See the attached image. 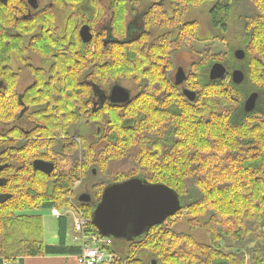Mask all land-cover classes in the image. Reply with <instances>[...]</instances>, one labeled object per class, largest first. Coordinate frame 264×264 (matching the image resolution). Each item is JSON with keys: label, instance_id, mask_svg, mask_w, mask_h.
<instances>
[{"label": "trees", "instance_id": "1", "mask_svg": "<svg viewBox=\"0 0 264 264\" xmlns=\"http://www.w3.org/2000/svg\"><path fill=\"white\" fill-rule=\"evenodd\" d=\"M50 2L67 12L63 28L59 29L54 9L48 40L31 41L24 48L16 42L0 45V76L12 74L6 62L20 50L25 59L26 48L50 59L53 67L49 86L36 90L37 126L32 130L36 135L21 141L20 173H15L14 166L7 168L9 179L3 186L12 196L0 203V264L26 256L79 251L64 243L48 245L42 215L36 210L61 207L59 194L67 200L74 180L89 168L87 179L100 178L93 186L101 187L94 199L80 201V210L90 220L104 187L134 176L169 185L182 201L177 214L142 237L133 241L113 238L109 247L118 255L115 243L129 244V252L126 257L120 254L117 264H143V250L151 255L149 264L152 259L156 264H264V0H108V9L100 7L101 0ZM144 3L138 15L142 29L131 36V8ZM198 4L210 5L212 28L220 32L219 40L228 50L226 57L215 53L206 63L198 62L193 77L188 78V85L198 93L191 102L169 81L166 70L172 48L190 43L189 37L182 43L166 30L178 26L180 37L188 29L197 38L198 22L188 20L186 14L191 5ZM83 10L95 12L94 20L106 24L113 39L105 42L103 34L84 43L79 27L90 19L85 20ZM230 23L233 32L227 43ZM151 26L165 31L147 43L144 39ZM237 48L245 50L244 59L235 57ZM216 61L230 71L241 68L244 80L236 84L229 73L211 80L209 70ZM125 77H133L138 87L127 103H108L98 110L89 107L92 87L84 80L106 86ZM253 91L259 92L257 104L246 111L244 101ZM2 98H14V90H0ZM12 107L0 101V121L13 118ZM104 111L106 116L101 115ZM83 113L92 118L88 121L91 144L106 133L96 148L87 142L84 145V136L79 141L62 137ZM14 150L11 142L7 151L11 159ZM64 156L73 165L58 171L59 158ZM80 156L92 157L97 167H89ZM145 156L157 157L155 169L140 167ZM36 159L52 161L54 171L48 175L35 169ZM185 212L190 230L203 227L208 242L172 228L170 221ZM60 220L63 225L64 219ZM88 226L90 232H99L91 221Z\"/></svg>", "mask_w": 264, "mask_h": 264}, {"label": "flooded vegetation", "instance_id": "2", "mask_svg": "<svg viewBox=\"0 0 264 264\" xmlns=\"http://www.w3.org/2000/svg\"><path fill=\"white\" fill-rule=\"evenodd\" d=\"M95 4H97V2H95ZM86 6V4H83V9H85ZM144 8L145 6H140L139 4L136 5L135 10L130 12L132 20L129 34L131 36H136L142 29L138 15L142 13ZM54 9L58 14V26L59 29H61L63 28L64 21L63 23H60L59 17L62 14L65 16L67 12L63 8L56 7L53 2H50V0H0V45L2 42H16L17 47L24 48L25 46H29L31 41L48 40L53 32L51 17L53 16ZM83 13L85 14V20L90 19V21H83L80 24L79 34L84 25H88L90 32L92 33V38L89 41H84L80 34L84 43H89L97 37L96 35L103 34L102 39L105 42L113 39V37H111L107 32L108 30L106 29V24L102 25L98 20H94L95 12L86 14L83 10ZM45 19L46 22H44ZM147 32H149L150 35V31L147 30ZM169 35L172 37L174 36L173 38L176 41H180V27L177 26L170 29ZM192 48L191 44L174 46L172 48V52L170 53V66L166 68L169 81L182 92L184 88L195 90L188 85V78L193 77L195 68L198 66L199 62L196 59V55L191 53V50H193ZM21 51L22 50L19 51V54H12L10 56V60L6 62L12 74L10 75V73H7L6 76H0V90L2 92L12 89L14 90V98H2L0 100L3 104L12 105L13 107L9 110L14 112L13 118L0 121V194L9 193L5 190V186H3L5 179H9V171L7 168L14 166L16 169L15 173H20L21 141L22 139H34L36 135V133L32 131L37 126V104L35 100L36 90L45 89L49 86L48 81L52 77L53 71V67L50 65L52 64L50 59L38 54L31 48L25 49V59H23L21 57ZM183 51L189 52V64L184 62L187 60L183 58L179 62L176 61V58H179L180 53ZM27 63H29L28 66L25 65ZM179 67L184 68L186 78L182 83L176 84V73ZM227 69V74L229 73L232 75L233 70L230 71L228 66ZM84 82L92 87L89 95L91 99L89 107L91 109L93 108L94 110H98L99 108L108 105V103L112 105H122V103H113L111 101L112 89L119 82L114 81L106 86H102L101 84H91L90 82H92V80H84ZM128 90L131 93V89ZM65 94L66 93L63 92L64 96ZM83 94L84 93H82L81 96ZM89 114L90 113L84 114L80 119H78L77 124L72 126L69 134L62 133V137H68L75 140L77 139L79 141L81 136H85L88 132L90 133L89 128L91 125L88 121L92 118H88L90 117L88 116ZM94 120L96 119L94 118ZM89 136H91V133ZM11 142L14 143L15 149V157L12 159L7 155Z\"/></svg>", "mask_w": 264, "mask_h": 264}, {"label": "water", "instance_id": "3", "mask_svg": "<svg viewBox=\"0 0 264 264\" xmlns=\"http://www.w3.org/2000/svg\"><path fill=\"white\" fill-rule=\"evenodd\" d=\"M80 34L84 41H89L92 38L88 25L81 28ZM234 55L237 59H244L245 50L237 48ZM227 72V66L221 61H216L210 67L209 78L217 80L226 76ZM185 78L184 68L179 67L175 83L180 84ZM244 78L245 73L241 68L233 69L232 80L234 83H241ZM183 93L190 101H195L197 98L195 90L184 88ZM258 95V91H253L247 96L244 101L246 111L254 110ZM130 98L131 93L125 86L117 83L113 87L111 92L113 103L124 104ZM33 166L48 175L54 169V163L44 159L34 160ZM11 196L9 193H1L0 203L7 201ZM91 199V195L87 192L79 196V200L83 202H89ZM182 206L179 194L169 185L163 182L153 183L134 176L104 187L101 199L95 204L92 211L91 222L103 236L133 241L146 234L151 227L162 224L167 218L177 214ZM150 262L156 264L155 259Z\"/></svg>", "mask_w": 264, "mask_h": 264}, {"label": "rangeland", "instance_id": "4", "mask_svg": "<svg viewBox=\"0 0 264 264\" xmlns=\"http://www.w3.org/2000/svg\"><path fill=\"white\" fill-rule=\"evenodd\" d=\"M148 1V0H146ZM101 5H105L107 6L108 9V0H101L100 3V7ZM139 5V4H136ZM146 3H144L142 6H145ZM209 9H210V5H191L187 10V14H186V18L188 20H196L198 22V27H197V38H194L193 35H191L188 31V29H185L184 32L181 34V40L182 43H184V39L187 37H189L188 39V45H192V49L191 53L196 55V59L201 62V63H206V60H209L208 58L212 57L213 54L215 53H222V55H224V57H226L227 55V46L225 44V42L220 41L219 40V35L220 32L218 30H214L212 28L211 25V20H210V16H209ZM101 10V8H100ZM135 10V7L131 8V11ZM60 23H63L65 16L64 14H62L60 17ZM150 31V35H148L147 37H145L144 41H146L147 43H151V42H155L157 40L158 37H160L161 33L163 31H165V29H161L158 28V26H151V28L149 29ZM168 31L169 34V30H166V32ZM181 31H183V29H181ZM231 32H233V25L232 23H230L229 25V31L225 34L226 36V42L228 43V41H230L231 38ZM170 37H172L171 35H169ZM174 37V36H173ZM172 37V38H173ZM184 45V44H183ZM211 48L210 51H206L207 49ZM227 49V50H226ZM180 58V59H179ZM179 58H176V61L179 62L182 58L187 60L184 61L187 64H189L190 62V57H189V52H181L179 55ZM206 65V64H205ZM200 66V65H199ZM230 79L232 82H234L232 80V75H230ZM119 83H121L123 86L130 88L133 94H136L138 92V87L136 84V81L133 79V77H125L121 80H119ZM240 84V83H238ZM204 102H200V104L203 105ZM107 116L112 117V119H114V116L112 113H109V111H107ZM105 114V111L103 113H101V115ZM106 116V114H105ZM91 129V126L90 128ZM90 133H86L84 136V142H87L88 145H92L94 148H96V146L98 144H101V142L103 141L102 138H104V136L106 135V133L101 136L98 139H93L94 144H91V140H90ZM135 142V141H134ZM133 142V143H134ZM82 145V144H80ZM85 145V143H84ZM44 149H42L41 151H43ZM66 153V152H65ZM65 156H67V154H65ZM60 157L59 158V165H58V171L62 170V169H67L68 167H70L71 163H69V158L68 157ZM81 161L82 160H87L89 162V167H97V165L91 163L92 157H88L85 158L84 156H80ZM158 161L156 156H145V158L143 160H141L140 163V167L142 169H155L157 164L156 162ZM90 169V168H89ZM89 169H86V173L85 175H81L80 177H78L77 179L74 180V182L72 183L71 187V191L68 199L66 200V197L61 196V194H59L60 199L63 200H57L58 204H62L61 207L60 205H56L58 207L59 210L65 212L66 210H74L76 211L77 209H82L81 204H80V200H79V196L84 193L87 192L91 195V197L93 196V199L96 197V192L99 191V189H101V187L98 186H93V184L98 185V183L100 182V178H95L89 181V179H87L89 177L88 172ZM60 173V172H59ZM95 174L100 175V171H98V173L95 170ZM103 179V178H102ZM83 202V201H81ZM37 213H40L42 215L43 218V224H44V228L46 230V233L48 234L49 230L52 231L53 233L55 232L56 229V224L58 223V218L54 215H52L51 213V208H39L36 210ZM172 222V228L177 230L176 232L180 231V232H189L191 233L195 239L199 242L203 241V242H208L209 238H208V234L205 231V229L203 227H198L196 226L194 229L190 230V225L188 223V214L185 212L184 214H182V216L178 215L177 217L173 218L170 223ZM169 223V224H170ZM191 231V232H190ZM115 248L116 250L119 252V255L121 254L122 257H126V254L129 252V244L124 243V242H120V244H116L115 243ZM141 258L143 259V264H149L148 261L150 260V254L148 252H146L145 250L141 251L140 253ZM16 260V259H15ZM15 260H11V261H15ZM6 263V260L4 261ZM13 263V262H12ZM18 264V263H17Z\"/></svg>", "mask_w": 264, "mask_h": 264}, {"label": "crops", "instance_id": "5", "mask_svg": "<svg viewBox=\"0 0 264 264\" xmlns=\"http://www.w3.org/2000/svg\"><path fill=\"white\" fill-rule=\"evenodd\" d=\"M132 94L133 93L131 91V96ZM53 208L56 207L51 208V213ZM59 211L61 213L59 216L54 215L58 218V223L56 224L55 232L53 233L52 231L49 230L47 234L44 228L45 242L48 245H53V246H58L61 243H64L65 246L68 248L78 249L79 251L77 253L72 252V253H56V254L26 256L22 259H16L15 261H8L9 263L4 262V264H17V263L18 264H81L77 261L76 258L77 254L81 250V241L76 237V233L74 230L75 211L72 209L66 210L65 212L61 210ZM60 218L64 219V221H62L63 225L60 224L61 222Z\"/></svg>", "mask_w": 264, "mask_h": 264}, {"label": "built area", "instance_id": "6", "mask_svg": "<svg viewBox=\"0 0 264 264\" xmlns=\"http://www.w3.org/2000/svg\"><path fill=\"white\" fill-rule=\"evenodd\" d=\"M52 214L59 216L61 213L59 209L53 208ZM90 221L80 209L75 211L74 230L76 237L81 241L77 261L81 264H117L120 257L109 247L113 244V238L103 236L99 232H90Z\"/></svg>", "mask_w": 264, "mask_h": 264}]
</instances>
